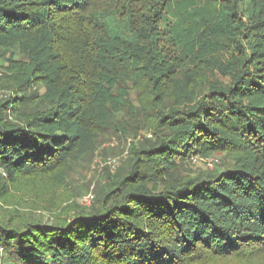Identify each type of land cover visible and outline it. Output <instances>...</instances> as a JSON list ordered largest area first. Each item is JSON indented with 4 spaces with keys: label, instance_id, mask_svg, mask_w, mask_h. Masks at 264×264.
I'll list each match as a JSON object with an SVG mask.
<instances>
[{
    "label": "trees",
    "instance_id": "trees-1",
    "mask_svg": "<svg viewBox=\"0 0 264 264\" xmlns=\"http://www.w3.org/2000/svg\"><path fill=\"white\" fill-rule=\"evenodd\" d=\"M0 50L9 88L44 89L2 103L19 113L30 103L17 123L0 109V249L9 262L264 256V0H0ZM216 74L228 82L207 85ZM124 112L156 141L132 151L130 169L98 204L70 205L51 223L19 205L1 215L13 190L33 184L55 206L71 165ZM214 152L233 165L174 178L177 160Z\"/></svg>",
    "mask_w": 264,
    "mask_h": 264
},
{
    "label": "rangeland",
    "instance_id": "rangeland-1",
    "mask_svg": "<svg viewBox=\"0 0 264 264\" xmlns=\"http://www.w3.org/2000/svg\"><path fill=\"white\" fill-rule=\"evenodd\" d=\"M246 9L244 8V10ZM107 22L123 24L118 18L108 19ZM21 58L20 56L16 57V59ZM7 59L4 51L0 50V109L4 111L3 117L7 121L17 123L21 113L31 112L30 103L23 104L20 113L11 110L10 105L12 104L1 107L2 103L10 99L19 102L18 97L21 96L32 98L34 93L40 95L44 89L38 84H32L24 93L9 88L7 81L9 62ZM184 71L185 66L179 72L181 74ZM215 78L228 82L227 78L216 74L212 78L209 77L207 85L211 84ZM131 100L136 102L135 93L131 95ZM116 117L114 127L98 136L95 148L71 165L64 182L60 185V190L57 192L58 200L55 206L53 205L55 203L50 202V197L44 194V190L48 191L46 186L37 187L33 184L38 189L23 186L19 190H13L12 196L7 200V203L12 206L4 205L1 215L8 218L12 211H15V206L19 205L21 210L17 213L26 215L35 221L51 223L60 216L65 217L67 214L65 211L69 210L67 207L70 205H77V207L88 210L98 204L99 199L111 188H114L118 178L120 179L130 169L132 151L137 148L151 147L156 141L153 133L144 128L143 120H138L127 112L119 113ZM177 162V169L173 173L177 180L214 176L233 165L231 159L222 152H214L209 157L188 156L185 160H177ZM0 183H4L1 174ZM4 254L5 252L0 249V264H12L4 257ZM242 255L245 257L249 253L243 252ZM200 264H264V256L260 258V255L257 254L255 259L252 258L250 261H242L234 257L224 260H204Z\"/></svg>",
    "mask_w": 264,
    "mask_h": 264
}]
</instances>
